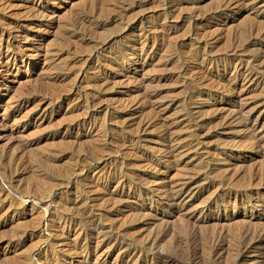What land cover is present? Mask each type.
Wrapping results in <instances>:
<instances>
[{
  "label": "rangeland",
  "instance_id": "obj_1",
  "mask_svg": "<svg viewBox=\"0 0 264 264\" xmlns=\"http://www.w3.org/2000/svg\"><path fill=\"white\" fill-rule=\"evenodd\" d=\"M0 38V264H84L67 206L105 226V264H264V240L243 251L264 230V0H0ZM236 63L262 83L232 90ZM239 106L248 126L223 127ZM166 131L185 149L164 163ZM186 176L172 214L158 189Z\"/></svg>",
  "mask_w": 264,
  "mask_h": 264
},
{
  "label": "bare ground",
  "instance_id": "obj_2",
  "mask_svg": "<svg viewBox=\"0 0 264 264\" xmlns=\"http://www.w3.org/2000/svg\"><path fill=\"white\" fill-rule=\"evenodd\" d=\"M109 1V0H108ZM240 1V0H239ZM166 2V1H165ZM232 2V1H231ZM114 3V2H113ZM240 4V3H239ZM233 5V4H232ZM231 5V6H232ZM236 6H237V4H235ZM235 5H234V7H235ZM96 6V5H95ZM241 6H245V5H241ZM97 7V6H96ZM233 7V6H232ZM233 7V8H234ZM227 8V7H226ZM90 9V8H89ZM114 9V8H113ZM92 10V9H91ZM169 10V9H168ZM225 10V9H224ZM227 10V9H226ZM230 10V9H229ZM40 11V10H39ZM219 11V10H218ZM90 13H92V11L90 12ZM95 13V12H94ZM93 13V14H94ZM86 14H88V12L86 13ZM85 14V15H86ZM96 14V13H95ZM110 14V13H109ZM114 14V13H113ZM92 15V14H91ZM55 19V18H54ZM84 19V18H83ZM111 19V18H110ZM81 20V19H80ZM263 20V19H262ZM110 22V21H109ZM80 24H81V21H80ZM84 24V23H83ZM76 26H78V25H76ZM70 28V27H69ZM77 31V30H76ZM257 34V33H256ZM3 36V35H2ZM149 37V36H148ZM10 38V37H9ZM139 38V37H138ZM260 38V37H259ZM1 39V38H0ZM6 39H7V37H6ZM145 39H147V38H145ZM149 39V38H148ZM2 40V39H1ZM68 40V39H67ZM5 41V40H4ZM9 41V40H8ZM8 41H6V42H8ZM32 41H34V39L32 40ZM140 41V40H139ZM151 41V40H150ZM5 42V43H6ZM139 43V42H138ZM140 44H142V43H140ZM146 44V43H145ZM142 45H144V44H142ZM146 46H148V45H146ZM133 48V47H132ZM136 48V47H135ZM145 48V47H144ZM8 49V48H7ZM137 51V50H136ZM140 51H143V47H141V49H140ZM119 52V51H118ZM141 53H144V51L143 52H141ZM138 54V53H137ZM118 55V54H117ZM194 57V56H193ZM92 59V58H91ZM196 59V58H195ZM87 60V59H86ZM100 60V59H99ZM103 60V59H102ZM253 60V59H252ZM90 61V60H89ZM183 64V63H182ZM123 65V64H122ZM230 65V64H229ZM249 66V65H248ZM123 67V66H122ZM83 68V67H82ZM202 70V69H201ZM234 74H233V78H231L232 80H233V82H232V84H233V87H231V89L232 90H236V86H237V84L239 83V82H241L242 83V86H245V85H247V84H255V85H259L260 83H262V81H260V79H258L256 76H257V73L254 71V69L253 68H247V67H243L242 65H241V63H239L238 65H237V63L234 65ZM85 71V70H84ZM5 72H6V70H5ZM100 72V71H99ZM210 72V71H209ZM194 73V72H193ZM2 74V73H1ZM117 74V73H116ZM80 75V74H79ZM122 75V74H121ZM82 76V75H81ZM103 76H105V75H103ZM102 75H101V78L103 77ZM205 76H206V74H205ZM232 76V75H231ZM99 77V76H98ZM107 77V76H106ZM110 77H112V76H110ZM209 78H210V76H209ZM230 78V77H229ZM261 78V77H260ZM108 79V78H107ZM106 79V80H107ZM215 79V78H214ZM262 79V78H261ZM103 80V79H102ZM212 80V79H211ZM217 80V79H216ZM263 80V79H262ZM101 81V80H100ZM112 81V80H111ZM213 81V80H212ZM221 81V80H220ZM230 81V80H229ZM106 82V81H105ZM104 82V83H105ZM222 82V81H221ZM100 83H102V82H100ZM104 83H102V84H104ZM113 84V83H112ZM206 84H208V83H206ZM230 84V83H229ZM81 85V84H80ZM215 85H216V83H215ZM201 86V85H200ZM222 86V85H221ZM212 88V87H211ZM210 89V88H209ZM229 89V88H228ZM244 89V88H243ZM214 91V90H213ZM231 91V90H230ZM233 91V92H234ZM244 91V90H243ZM262 91H264V90H262ZM227 92V91H226ZM225 92V93H226ZM85 93V92H84ZM236 93V92H235ZM227 95V94H226ZM262 95V94H261ZM144 96V95H143ZM233 96V95H232ZM236 96V95H235ZM88 97V96H87ZM238 97V96H237ZM92 98V97H91ZM87 99V98H86ZM89 99V98H88ZM148 99V98H147ZM149 100V99H148ZM84 101V100H83ZM82 102V101H81ZM87 102H89V101H87ZM145 102V101H144ZM33 103V102H32ZM93 103V102H92ZM205 103H207V102H205ZM89 104V103H88ZM78 105V104H77ZM85 105V104H84ZM235 105V104H234ZM235 106H237V105H235ZM234 106V107H235ZM141 108V107H140ZM140 108H138V109H140ZM83 109V108H82ZM138 109H137V111H138ZM84 110V109H83ZM82 110V111H83ZM219 110V109H218ZM242 106H239L237 109H232V110H230L229 111V113L228 114H225L223 117H222V126L224 127V126H231L232 127V125H238V126H241V127H247L248 126V119L246 118V119H242L241 118V114H242ZM73 113V112H72ZM247 113V112H246ZM216 115V114H215ZM150 118V117H149ZM152 118V117H151ZM148 119V120H145L144 118V120H142L140 123H141V126H140V129H142V130H145L147 127H149V126H151L152 125V122L150 121V120H153V119ZM84 119V118H83ZM89 119V118H88ZM250 120V119H249ZM79 120H77V122H78ZM74 123V122H73ZM75 123H76V121H75ZM74 123V124H75ZM81 123H83V122H81ZM80 123V124H81ZM156 123V122H155ZM190 123V122H189ZM77 125V124H76ZM83 125V124H82ZM73 126V125H72ZM85 126V125H84ZM83 126V127H84ZM76 127V126H75ZM78 127V126H77ZM166 127V126H165ZM230 127V128H231ZM240 127V128H241ZM238 128V127H237ZM164 129V128H163ZM65 130H66V128H65ZM71 130V129H70ZM97 130V129H96ZM139 130V129H138ZM166 130V129H165ZM171 130V129H170ZM249 130V129H248ZM147 131V130H146ZM172 131V130H171ZM72 132V131H71ZM140 132H142V131H140ZM164 131L162 130V133H163ZM197 132V131H196ZM207 132V131H206ZM195 133V132H194ZM83 134V133H82ZM89 134V133H88ZM159 134H161V133H159ZM169 131H166L165 132V135H168V140H167V142H168V148L167 149H163V156L160 158V160H163L162 162H167V160H169L170 158H172L174 155H176V154H180L181 153V151L180 150H183V148L185 149V146H183V145H181L180 144V141H177L176 139L177 138H173V137H170L172 134H170V136H169ZM175 134H177V133H175ZM62 135V134H61ZM66 135V134H65ZM196 135V134H195ZM256 135V134H255ZM163 136V135H162ZM179 136V135H178ZM160 137V136H159ZM263 139V138H262ZM64 140V139H63ZM166 140V139H165ZM164 140V141H165ZM195 140V139H194ZM62 141V140H61ZM251 141V140H250ZM249 141V142H250ZM254 141V140H253ZM64 142V141H63ZM166 142V143H167ZM197 143H196V146H199V144H200V142L199 141H196ZM186 143V142H185ZM244 143V142H243ZM257 143V141L254 143V144H256ZM194 144V143H193ZM118 146V145H117ZM190 146L192 147L193 145L192 144H190ZM167 147V146H166ZM20 148H21V146H20ZM194 149H195V147H194ZM231 149V148H230ZM91 151V150H90ZM97 151V150H96ZM78 152V151H77ZM80 153H81V151H80ZM80 153H78V154H80ZM84 153H85V151H84ZM83 153V154H84ZM91 153H92V151H91ZM93 154V153H92ZM82 155V154H81ZM84 155H86V154H84ZM84 155H82V157H84ZM88 155V154H87ZM86 155V156H87ZM94 155V154H93ZM141 155V154H140ZM140 155H139V157H140ZM261 155V154H260ZM20 156V155H19ZM88 156H92V155H88ZM11 157V156H10ZM77 157H78V155H77ZM138 157V156H137ZM138 157V158H139ZM142 157V156H141ZM145 157V156H144ZM96 158V157H95ZM110 158V157H109ZM175 158V157H174ZM15 159V158H14ZM88 159V158H87ZM89 160V159H88ZM94 160V159H93ZM96 160V159H95ZM173 160V159H172ZM12 161V160H11ZM76 161H77V159H76ZM80 161V160H79ZM148 162H149V160H147ZM153 161V160H152ZM15 162V161H14ZM178 162V161H177ZM16 163V162H15ZM145 163L146 162H144V165H145ZM150 164V163H149ZM78 165V164H77ZM147 165V164H146ZM152 164H150V166H151ZM89 166V165H88ZM123 166V165H122ZM153 166V165H152ZM151 166V167H152ZM75 167V166H74ZM73 167V168H74ZM82 167V166H81ZM90 167V166H89ZM88 167V168H89ZM147 167V166H146ZM72 167H71V170L73 169ZM154 168V167H153ZM77 169H79V168H76L75 170H72V172L70 171V173H67V174H70V176H72V177H76V176H79L81 173H83V170H84V168L82 169V170H80L79 172H77L76 170ZM2 170V169H1ZM18 170V169H17ZM16 170V171H17ZM201 170V169H200ZM97 171V170H96ZM208 171V170H207ZM259 171V170H258ZM18 172V171H17ZM95 172V171H94ZM100 172V171H99ZM256 173V172H255ZM102 174V173H101ZM113 175H114V172L112 173ZM11 175V174H10ZM90 175V174H89ZM92 175H93V173H92ZM111 175V174H110ZM112 175V176H113ZM204 175H206V174H204ZM255 175H259L258 177V179L260 180V183L262 184V187H264V168H262V169H260V172L259 173H257V174H254V177H257V176H255ZM8 176V175H7ZM66 176V175H65ZM94 176V175H93ZM116 176V175H115ZM118 176V175H117ZM196 176V175H195ZM195 176H186V177H184V179H182V181H180L179 183H177V184H174V185H172V186H169L170 188H168V189H164V188H162V189H158V191H160L163 195H162V198H165V200H166V204H168L170 207H172V210L174 211V213H172V214H175V213H178V212H180L181 211V209L183 208V206H184V204H183V201H181V199H182V197H184V196H186L189 192H190V190L192 189L191 188V185L193 184V180L196 178ZM108 177H110L111 179H112V177L111 176H108ZM107 177V178H108ZM114 177V176H113ZM77 178V177H76ZM93 178V177H92ZM68 179H70V178H68ZM114 180V179H113ZM118 180V179H117ZM121 180V179H120ZM119 180V182H118V184H117V187H119V189H121V192L124 190V188L127 186V182L126 181H124V180H121L120 181ZM127 180V179H126ZM74 181V180H73ZM76 181V180H75ZM116 181V180H115ZM129 183V182H128ZM157 183V182H156ZM69 184V183H68ZM68 184H67V186H68ZM136 183H134V185H135ZM260 184V185H261ZM130 185V184H129ZM160 185H162V184H160ZM165 185V184H164ZM158 186V185H157ZM135 187V186H134ZM165 187V186H164ZM67 188V187H66ZM127 188V187H126ZM136 188V187H135ZM134 188V189H135ZM37 189V188H36ZM48 189V188H47ZM130 191H132L133 189L129 186V188H128ZM146 189H148V188H146ZM69 190V189H68ZM151 191H152V189H150ZM0 191H1V189H0ZM146 191V190H145ZM151 191H150V193H151ZM154 191V190H153ZM2 192V191H1ZM70 192V191H69ZM136 192V191H135ZM156 192V191H155ZM67 193V192H66ZM83 193V192H82ZM123 193V192H122ZM122 193H121V195H122ZM194 194V193H193ZM43 195V194H42ZM62 195V194H61ZM82 195V194H81ZM131 195H132V193H131ZM152 195H154L153 193H152ZM156 195H158V194H155V196ZM28 196V195H27ZM78 196V195H77ZM129 195L128 194H126V197H128ZM145 196H147V194L145 195ZM228 196V195H227ZM235 196H236V194H235ZM258 196V195H257ZM263 196V195H262ZM41 197V196H40ZM83 197V196H82ZM153 197V196H152ZM151 197V198H152ZM160 197V196H159ZM222 197V196H221ZM237 197V196H236ZM31 198H32V195H31ZM77 198V197H76ZM84 198V197H83ZM181 198V199H180ZM217 198V197H216ZM249 198V197H248ZM78 199V198H77ZM88 199V198H87ZM149 199V198H148ZM178 199H180L179 201H178ZM212 199V198H211ZM242 199H244V198H242ZM76 200V199H75ZM79 200V199H78ZM216 200V199H215ZM246 200V199H245ZM251 200V199H250ZM33 201H34V199H33ZM86 202L87 201H89V200H85ZM122 201V200H121ZM124 201V200H123ZM128 201V200H127ZM167 201H168V203H167ZM221 201V200H220ZM247 201V200H246ZM249 201V200H248ZM225 202V201H224ZM228 202V201H227ZM234 202V201H233ZM250 202V201H249ZM258 202H260V200L259 201H257V200H255V204H257ZM76 203V202H75ZM124 203H125V201H124ZM207 203V202H206ZM237 203V202H236ZM262 203V202H261ZM71 204V203H70ZM77 204V203H76ZM83 204V206L85 205V203H82ZM222 204V203H221ZM229 204V203H228ZM72 205V204H71ZM74 205V204H73ZM81 205V204H80ZM79 205V206H80ZM91 205V204H90ZM207 205V204H206ZM219 205V204H218ZM226 205V204H225ZM235 205V204H234ZM243 205H246V204H243ZM260 205V204H259ZM263 205V204H262ZM241 206V205H240ZM78 207V206H77ZM81 207V206H80ZM85 207V206H84ZM210 207V206H209ZM249 207V206H248ZM257 207V206H256ZM47 208V207H46ZM86 208V207H85ZM162 208V207H161ZM167 208V207H166ZM245 208V207H244ZM68 209V210H67ZM67 213H64V215H62V214H60V215H62L61 217H59V226H61L62 225V227H63V229L65 228V229H72V230H80V232H79V234H80V236H86L85 238H90L89 240H87V244L84 246V248L82 249V254L84 253V256H83V259H81V262H83L84 264H87L90 260H92V257H94L95 256V259H94V264H105V262H106V259H107V257H106V254H104V253H101V254H99V255H96L97 254V251H98V248L100 247V245L102 244V243H104L105 242V240L104 239H99V237H94V236H92L94 233H96V235L98 234V235H101V233L103 232V230H104V227L100 224V223H98L97 221H96V217L93 215V212H91L90 210L88 211L89 213H87V212H84V213H80V212H73V210H74V206H72V207H69V206H67ZM77 209V208H76ZM89 209V208H88ZM93 208H91V210H92ZM149 209V208H148ZM163 209H165V208H163ZM258 209H259V207H258ZM263 209V208H262ZM261 209V210H262ZM167 210V209H166ZM205 210V209H204ZM250 210V209H249ZM83 211H85V210H83ZM164 211V210H163ZM245 211V210H244ZM44 213H46V211L44 210ZM158 213V212H157ZM264 213V212H263ZM42 214H43V212H42ZM171 214V215H172ZM45 215V214H44ZM201 215V214H200ZM206 216V215H205ZM100 217V216H99ZM252 218V217H251ZM216 221L217 222H220V221H222V216H220L219 214L216 216ZM223 219H225V220H229V217H227L226 218V216L223 218ZM201 220V219H200ZM203 220V222H205L207 219H202ZM252 220V219H251ZM244 221V220H243ZM246 221H247V219H246ZM249 222H250V219H249ZM48 224V222L46 223V225ZM207 224V223H206ZM227 224V223H226ZM204 225V224H203ZM202 226V225H201ZM205 226V225H204ZM207 226H209V225H207ZM58 227V226H57ZM203 227V226H202ZM110 231V230H109ZM223 231V230H222ZM105 232V231H104ZM244 232V231H243ZM62 233V232H61ZM242 233V232H241ZM240 233V234H241ZM60 234V233H59ZM97 235V236H98ZM223 235V233H220L219 232V234H217V239H219L218 241H222V236ZM246 235V234H245ZM249 235V234H248ZM57 236V235H56ZM66 236V235H65ZM64 236V237H65ZM252 236H253V234H252ZM254 236H255V234H254ZM243 237V235H240L239 236V239H241ZM252 238H255V237H252ZM251 238V239H252ZM157 239H158V236L157 237H155V239H153V240H151V243H155L156 241H157ZM238 239V238H237ZM86 240V239H85ZM93 240V241H92ZM214 240V239H213ZM253 240V239H252ZM264 240V230H262V231H259L258 232V235L256 234V238H255V240L254 241H252V243H249V244H245L244 246H243V251L245 252V251H249V250H251V249H253L254 248V246H256V244H258L260 241H263ZM218 241H216V243L218 242ZM248 241V240H247ZM93 243L95 244L94 246H93ZM240 243V242H239ZM248 243V242H247ZM68 245V244H67ZM214 246H216V245H214ZM94 248V249H93ZM217 248H219L218 246H216V247H213V250H214V252H215V250L217 249ZM213 250H212V252H213ZM219 250V249H218ZM209 251V250H208ZM217 251V250H216ZM63 252V251H62ZM80 262V261H79ZM45 263V262H44ZM51 263H53V262H51ZM61 263V262H60Z\"/></svg>",
  "mask_w": 264,
  "mask_h": 264
}]
</instances>
